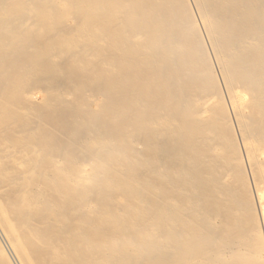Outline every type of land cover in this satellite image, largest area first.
Masks as SVG:
<instances>
[{"label":"bare ground","instance_id":"1","mask_svg":"<svg viewBox=\"0 0 264 264\" xmlns=\"http://www.w3.org/2000/svg\"><path fill=\"white\" fill-rule=\"evenodd\" d=\"M132 175L166 238L133 264L264 262V0H0V264H97L85 199Z\"/></svg>","mask_w":264,"mask_h":264},{"label":"rangeland","instance_id":"2","mask_svg":"<svg viewBox=\"0 0 264 264\" xmlns=\"http://www.w3.org/2000/svg\"><path fill=\"white\" fill-rule=\"evenodd\" d=\"M222 82V81H221ZM255 96L253 95V97L251 96V99L248 100V104H252L253 100H254ZM103 149V148H101ZM110 157V158H109ZM109 157H107V159H109L110 161L114 159V157L117 158V156H111L109 155ZM118 159V158H117ZM116 160V159H115ZM122 170H126L127 167L124 165H118ZM85 169H87V171H91L92 167L90 165H85L84 166ZM91 169V170H90ZM100 169L102 170V174L106 176L107 172H106V168L104 166H101ZM117 180V181H116ZM120 180V181H119ZM108 182V183H107ZM97 183V180L92 181V184ZM139 183V184H138ZM143 181L137 179L135 176H123L122 178H113V177H108V179L106 180V187L110 188V189H116L118 186H121L122 184H126L128 187H133L136 192L134 194V196L132 197V201L133 202H138L141 203V205H138L136 203H129L126 201V199L124 197H118L113 198L111 196L108 197H103V199H108V200H113L115 202H117L116 204L118 205L117 207H115V209H111V207H109L108 205H102L98 200H99V196L100 194L98 193L96 196H91L86 197V201L88 203V205L90 206V213L92 212V214L94 215H98L99 218H101L102 222L105 223L108 226H111L112 230L115 231L116 233H118L119 235H123V240L118 238H114L110 240H106L102 243H88L89 247H90V257L91 259H93V262H96L97 264H103V263H114L115 264H133V262L136 260L135 258H138L140 261H144L145 258L149 259L152 258V250L149 251L151 248L152 249H156V250H162L164 248V245L166 244V238H165V224H164V212L162 210V208H155L151 205V203L148 200H144L143 198H141L140 196V191L138 190V188L142 185ZM136 185V186H135ZM78 188L75 187L73 188V192H77ZM138 194V195H137ZM95 197L98 199H95ZM136 198V199H135ZM88 199V200H87ZM91 199V201H90ZM121 199V200H120ZM94 200L97 202L94 203ZM140 202H139V201ZM121 201V202H120ZM148 202V203H147ZM125 203V204H124ZM99 205V206H97ZM124 205H129V209L131 212L126 213L123 211H121V208L124 207ZM108 206V207H107ZM105 207V208H104ZM150 207V208H149ZM138 208V209H137ZM120 209V210H119ZM145 209V210H144ZM147 209V210H146ZM103 210V211H102ZM115 210V211H114ZM155 210V211H154ZM98 211V212H97ZM113 211V212H112ZM147 211V212H146ZM110 212V213H108ZM135 212V213H134ZM146 212L147 215L145 216L144 219H141V216L143 215V213ZM120 213V214H119ZM125 214V215H124ZM131 214V215H130ZM135 214V215H134ZM100 215V216H99ZM106 215V216H105ZM112 216V217H111ZM125 216V217H124ZM132 216V217H131ZM135 216V217H134ZM151 217V218H150ZM160 217V218H159ZM110 218V219H109ZM125 220H124V219ZM130 218V219H128ZM135 218V219H134ZM137 218V219H136ZM149 218V219H147ZM123 219V220H122ZM141 219V220H138ZM118 220V221H117ZM122 220V221H121ZM130 220V221H129ZM132 220V221H131ZM110 221V222H109ZM141 221V222H140ZM145 221V222H144ZM156 221V222H155ZM107 222V223H106ZM138 222V223H137ZM148 222V223H147ZM151 222V223H150ZM112 223V224H111ZM122 223V224H121ZM142 223V224H140ZM154 223V224H153ZM136 224V225H135ZM139 224V226H138ZM151 224V225H150ZM150 226V227H149ZM152 226V227H151ZM227 226H229V224H227ZM121 227V228H120ZM159 227V228H158ZM118 228V229H117ZM125 228V229H124ZM144 229V230H143ZM124 230V231H123ZM159 231V232H158ZM142 233V234H141ZM159 233V234H158ZM145 234V235H143ZM151 234V235H149ZM164 234V235H163ZM163 235V236H162ZM147 237V238H146ZM149 237V238H148ZM155 237V238H154ZM136 238V239H135ZM163 238V239H162ZM245 238V235L243 234H238L237 235V239L240 241H243L241 243L242 246H246L247 248H250L252 250H254L255 248H257V245H259L260 243H252L249 242L248 240H243ZM148 239V240H147ZM117 240V241H116ZM129 242L127 243V251H125L124 247H123V242ZM137 242H136V241ZM146 240L147 241V245H145L144 247L147 248L146 251H144L143 253H141L140 255H138V245H141L142 241ZM161 240V241H160ZM164 240V241H163ZM113 244V250L112 252L109 251L108 247L109 244ZM159 242V243H158ZM249 242V243H248ZM248 243V244H247ZM116 244V245H115ZM138 244V245H137ZM118 245V246H117ZM122 245V246H121ZM126 245V244H125ZM131 245V246H130ZM156 245H158V247H156ZM102 246V247H100ZM162 248V249H161ZM95 249H102L103 253L102 255L97 258L96 257V253L94 252ZM7 250V249H6ZM210 250H214L216 251L215 246L213 245V247H210ZM209 250V251H210ZM108 252V253H107ZM138 252V253H137ZM119 253V254H118ZM150 253V254H149ZM9 254V252H8ZM109 256H108V255ZM112 254V255H111ZM117 254V255H116ZM121 254V255H120ZM10 256V254H9ZM121 257V258H120ZM235 261L238 264H264V262H259V263H253L252 258L247 256V255H240V254H236L234 256ZM109 258V259H108ZM120 258V259H119ZM100 259V260H99ZM114 259V260H113ZM128 259V260H127ZM243 259V260H242ZM246 260V261H245ZM98 261V262H97ZM252 261V262H251ZM117 262V263H116ZM251 262V263H250ZM82 264H86L85 262H83ZM91 264V263H90Z\"/></svg>","mask_w":264,"mask_h":264}]
</instances>
